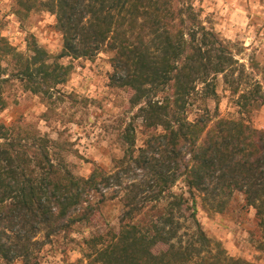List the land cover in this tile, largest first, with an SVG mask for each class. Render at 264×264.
Segmentation results:
<instances>
[{
  "label": "trees",
  "instance_id": "obj_1",
  "mask_svg": "<svg viewBox=\"0 0 264 264\" xmlns=\"http://www.w3.org/2000/svg\"><path fill=\"white\" fill-rule=\"evenodd\" d=\"M40 10L55 16L60 58L112 55L111 83L131 94L135 111L120 133L123 155L87 177L55 155L58 141L30 123L0 119V262L40 264L55 237L90 224L118 199V230L83 237L93 249L87 264H250L228 257L197 217L199 198L222 212L240 193L255 210L264 250V129L243 111L224 116L217 93L222 77L248 112L260 86L240 93L245 65L229 45L189 0H13L21 22ZM28 53L0 35V113L12 80L48 99L66 81L69 66L49 64L34 39Z\"/></svg>",
  "mask_w": 264,
  "mask_h": 264
},
{
  "label": "rangeland",
  "instance_id": "obj_2",
  "mask_svg": "<svg viewBox=\"0 0 264 264\" xmlns=\"http://www.w3.org/2000/svg\"><path fill=\"white\" fill-rule=\"evenodd\" d=\"M189 1L201 13L204 23L218 33L245 65L240 93H250L256 85L260 86L253 95V106L245 112L236 105L237 96L230 86L219 77L220 112L239 118V111H243V117L254 128L264 129V0ZM0 35L23 54H29L28 47L34 39L46 51L49 64L69 66L66 81L51 92L49 99L27 90L19 80H12L5 93L7 108L0 113V119L30 123L41 134L58 141L60 147L55 149V155L65 157L76 175L87 177L95 166L110 169L112 159L123 155L120 133L135 111L130 104L131 94L111 83L112 55L103 51L91 59L60 58L63 36L55 28V16L40 10L21 22L13 13V0H0ZM4 66L10 74L13 65L4 62ZM208 105L213 111L215 102L209 101ZM140 121L135 122L139 147L143 143ZM182 185L178 182L174 190L179 192ZM227 205L218 212L202 204L199 198L197 217L202 229L228 257L264 264L255 210L244 206L240 193L231 196ZM121 211L118 199L108 200L90 224L79 225L46 245L40 264H87L93 258V249L82 243L83 237L105 233L108 226L118 230Z\"/></svg>",
  "mask_w": 264,
  "mask_h": 264
}]
</instances>
